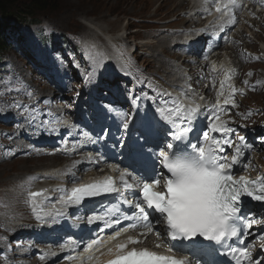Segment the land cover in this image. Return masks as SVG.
<instances>
[{
    "label": "rangeland",
    "instance_id": "rangeland-1",
    "mask_svg": "<svg viewBox=\"0 0 264 264\" xmlns=\"http://www.w3.org/2000/svg\"><path fill=\"white\" fill-rule=\"evenodd\" d=\"M187 1L188 0H177L175 4L166 5L158 10V6H162L164 3L161 0L152 1L149 4L150 9L144 8V0H58V10L56 12L36 14L31 22L32 25L37 26L26 25V29L29 33L33 34V36H36L40 30L64 35L66 34V40L68 41L67 47L69 49L64 50V52H59L57 55H52L46 54L43 48H39V55L35 57H32L28 52L24 51L19 46L5 52L2 60L4 61L6 69L4 70L3 76L0 78V84H4V86L0 87V97L6 95L14 82L9 62L12 58H21L25 55L31 61H34L31 71L37 69L40 65H43L47 67V71L49 72L48 78L55 80V83L49 86L42 96H30L20 99L23 105V108L19 111L21 117H31L32 121L37 120L39 123L38 127L42 129V134L43 132L49 130L46 123L51 121V125H53L55 123L54 121L58 120L56 118L62 115H67L74 121H76L75 115H79V119L83 122V130H96L99 125V119L96 118V115L93 113L94 109L91 110V104H89V98H87V96L88 91L90 89L92 90L95 85V77L99 76L100 73H95L93 68L89 65V77L78 80L74 78L76 72L71 73L70 77H68L69 73L66 71L62 72L59 68L60 65L65 61L75 66L78 65L79 61H81L83 65L87 60H90L89 54L87 53L84 45V41L87 36L91 33H95L98 36L101 34V31H103L99 37L103 41V44L97 45L104 48L105 36L108 35L107 32H109V36H117L120 39L129 38L127 40V46H120L121 50L126 49L127 54L132 52L133 45L142 46L144 43V45H147V47H144L143 45L144 56H141V53H137L134 58L128 59L131 63L133 73L137 78V84H139L144 78L141 68L146 65V61L152 60L155 51H160L161 49V47L157 45V40L153 38V34L156 29L152 27L156 25H163L167 21H173L176 17L174 13L180 14L188 7L189 4ZM18 3L22 5L23 1H19ZM176 6H178V8L175 11H172ZM146 7H148V5ZM192 8L193 6L191 5L185 12L189 13ZM206 12H208V8H206ZM248 13L252 16L248 17V14L243 12L242 18L244 21H240V24L230 31L229 36L230 38L236 36L239 38L240 42H243L244 55L249 57L256 56L259 58V41L255 40L252 35L256 32L264 31V27L261 26L263 28L262 30L260 25L253 23L252 19L255 15L254 9ZM128 25H130L134 31L129 30ZM174 25L178 26L177 23H174ZM221 29L224 28H219L218 30L209 32L210 39H208L207 43L201 46L202 51L198 56H195L196 58L191 57L194 64L190 65L189 63H186L183 66V69L177 72L178 76L181 77L178 84L182 89L184 88L187 91V94L194 93L192 91L193 88L191 87L195 85L194 89L197 92L194 94L199 95L200 92L198 88L202 83L207 86L209 85L213 91L215 90V79L212 77L207 80L205 79V81H201V74H209L208 72L210 71V67L207 66V60H209L216 53L219 58H223L224 56L221 53L223 50L230 47V44L225 43L223 46L221 45L216 52H211L210 48L213 46L219 33H221ZM241 33L246 35L245 39L240 37ZM75 38L79 39L78 46L80 47V49L76 52L73 49V46L75 45ZM250 39L255 44V49L247 47V41ZM42 42L47 46L50 44V42L46 39L42 40ZM234 59L237 65L234 70V83L237 84L234 88L237 90V94L233 99L230 95H227L226 100L229 101L228 104H231L232 101V104L235 103L236 106L233 108L229 107L227 114L229 112H231V114L227 116L225 120L231 127L234 123H238L244 124L251 129L236 130V133H239L237 134L239 137H242L247 133H253L256 137H261L260 139L264 140V130H253L255 126H264V122H262V120H264V97H260L261 100H259L260 98L255 99L253 95L249 96L248 93L250 92V88L247 87L245 82L249 79V73H251L258 75L259 84L261 86L264 85V64L258 66L254 63H249L243 60L240 61L235 56ZM170 64L174 66L179 65L175 61H170ZM239 66L246 68L244 81L238 79L237 77V69ZM156 68L158 69V67ZM189 68H193L197 74L190 73L188 75ZM79 69L83 70V68ZM104 70L105 67L101 68V72ZM186 76L188 80L186 79ZM187 81H191V84L187 85ZM118 82L119 80L117 78L111 77L101 88V91H103L106 96L105 104L107 103L112 106L115 105L117 103L115 102L117 95L124 92L125 84ZM193 82L195 83L194 85ZM44 85H47L46 81L42 83V86ZM152 85L157 87L158 90H161V87H165V84L159 83H152ZM31 86H33V82L29 76H26L25 87L30 88ZM211 96L214 98L213 95ZM211 96L209 100H212ZM137 98L142 106V109H144V105L148 100L147 93L145 91L142 93L138 91ZM121 100H124V98L121 97ZM209 100L207 102H209ZM155 101L162 103L161 99L156 97ZM101 102H104V100ZM253 103L259 105L257 107L259 109L258 111H254L246 106L252 105ZM27 106L32 107L31 110H28ZM45 149L46 147H41L40 149H37V151L39 153H43ZM258 154L262 155L259 159L256 156ZM263 167L264 144L261 148L256 147L255 151L251 153L250 160L247 163V170L249 173L259 174L263 171ZM24 172V168L20 166H14L13 168L6 170H3V167H0V188L11 187L16 189L18 196L15 200V204L17 205L16 211L22 220L32 224L30 214L27 212L26 192L36 186V181L42 180L36 178L34 179L32 176L27 178ZM15 178H18V180L22 181V183H12V180ZM16 186H18V188ZM1 200L2 197H0V207L8 206L7 204H2ZM259 224L264 225V218L259 221ZM0 233L3 237L2 242L9 243L8 249H10L13 257H16L18 252L17 250L20 248L21 243L15 237H12L11 239L10 237L5 238L4 234H6V232L4 231ZM26 238V236L23 237V239ZM12 261V257L6 256L3 258L2 253L0 252V263L12 264Z\"/></svg>",
    "mask_w": 264,
    "mask_h": 264
},
{
    "label": "bare ground",
    "instance_id": "bare-ground-1",
    "mask_svg": "<svg viewBox=\"0 0 264 264\" xmlns=\"http://www.w3.org/2000/svg\"><path fill=\"white\" fill-rule=\"evenodd\" d=\"M144 8L150 9L149 4L152 1L155 0H144ZM163 3L162 6H158V10H160L162 7L170 4H175L177 0H161ZM192 1L199 4L194 8V13L188 17V14H190L193 11V8L189 11V13L185 12L188 10V7L191 6ZM188 7L184 9L180 14H176V17L173 21H167L163 25H156L152 28L156 29V31L153 34V38L157 40V45L161 47L160 51H155L154 57L152 60L146 61V65L141 68L142 73L144 74V78L141 80L139 84H137V81L135 79L136 86L138 88V91L142 93L145 91L148 95V100L146 101L144 105V109L153 116L162 117L166 114V109L162 105V103L155 101V97L158 99H161L163 101H167L168 97L165 96V92H161V90H158L157 87L152 85V83H159V84H165L168 86L169 84H172V88L178 90L181 88V86L177 83L181 80V77L178 76V71L183 69V66L186 63H189L190 65L194 64V61L191 59V57H195L199 52L201 51V45L205 44L204 42L208 39V37H204L202 39H195L193 41H190L189 38L187 40H183L186 35H194L196 34V31H199L198 28L202 27V24L206 21L203 20L202 15L205 14L206 6H204V0H188ZM230 0H221L220 6H226L229 5ZM148 5V7H146ZM178 8V6L174 7L172 11H175ZM239 9L234 7L233 9H230L229 11L235 15ZM147 12V11H145ZM35 16L32 17H26L22 20L20 27L26 24L27 22L32 21ZM75 17V16H72ZM174 23H177L178 26L174 25ZM226 23L225 31H228V40L226 44H230L229 48H226V50H223L221 54H223V59L220 61L214 62L213 59L215 56H218L217 54L214 55V57L210 60V71L208 72L210 75V78L213 76L221 73V77L219 79V83L214 84L215 90L213 91L211 87L205 84L199 85V95H195L194 93H190L187 96H185V99H174V101H178L179 104L177 106H170L171 116L177 115L178 113H190L193 114L196 112L197 109H203V121H206L207 117H210V110L207 107L209 102H207L211 95H213L214 98H217V101H214V104L212 106L218 108L221 106H231V104H228V100H226L227 95H230L233 99L235 95L237 94V90L234 88V70L237 67L235 63L234 56L237 57L240 61H246L249 63H254L258 66L264 64V62L261 61L260 58H257L254 56L251 59H248L247 55L243 54V42H240L239 38L236 36H233L230 38L229 33L233 29L230 25V15L229 12L225 13L224 16V22ZM240 23V22H239ZM162 24V23H161ZM130 25H128L129 27ZM81 27V26H78ZM196 27V28H191ZM235 28V27H234ZM19 29V28H18ZM18 29L15 30V33H17ZM84 29V28H83ZM81 29V30H83ZM103 30V29H101ZM206 30V29H205ZM200 32V31H199ZM103 31H101V34ZM95 33L89 34L85 40V49L88 54L91 56H97L99 54V57L101 59V68L105 67V72L109 75L110 69L113 67H121V70L117 71L118 74L123 75L125 77V74H130V69L128 67V63L125 58H134L135 55H131L124 53L119 55H111V54H104V52L100 49H98L95 45L96 44H103V41L99 38ZM109 35V32H107ZM264 31L256 32L252 35V37L263 44L264 46ZM241 38L246 37L244 33L240 34ZM3 39V38H2ZM110 39L112 41L115 40V37L112 35L110 36ZM129 38H122L120 40H116V43L120 46H127V40ZM183 42V43H182ZM226 42V41H225ZM223 42V44L225 43ZM221 44V45H223ZM12 45L16 48L17 46L22 48V44H19L17 42H13ZM144 47H147V45H144ZM247 47L250 49H255L256 46L253 43V41L248 40L247 41ZM154 48V46H153ZM259 49V46H258ZM141 50H144L141 48ZM141 50L138 53H141ZM102 53V54H100ZM143 54V53H142ZM264 56V52H262ZM83 57V55H82ZM25 60V61H24ZM170 61H175L179 65L174 66L170 64ZM11 66L12 76L14 78V82L11 86V89L6 93V95L0 97V167H3V170L11 169L14 166H20L24 168L25 176L28 178L32 176V174L37 173L36 175H33V178L39 179L42 175V168L46 166L54 165L57 162H63L64 163V173L71 169L72 165L74 163L68 162V158L60 159L56 157H49L44 156L45 153H39L37 149H40L41 147H46L48 149H53L55 146H51L50 143L45 139V137L42 134V129L38 127V121H32V118H23L19 114V111L23 108L22 102L20 99L27 98L30 96H42L44 92L55 83V80L49 79L47 71V67L40 65L37 69L32 70L34 61H31L27 56L23 55L21 58H12L9 62ZM89 65L93 68V60H87L83 65L82 62L79 61L78 65L75 66L73 64L68 63L65 61L60 65V70L62 72H68L70 77L71 73L76 72L75 77L78 80H81L83 78H87L88 76V67ZM158 67V69L156 68ZM79 68H83V70H80ZM237 77L238 79L244 81V78L246 76V68L243 66H239L237 69ZM133 73V71H132ZM197 74L193 68H189L188 75ZM115 77L116 75L110 74V76ZM250 77L246 82L247 87L250 88V94L253 95L255 99H258L260 97H264V85L259 84V76L256 74L249 73ZM26 76H29L31 78V81L33 82V86L30 88L25 87V78ZM208 75L201 74V81H205L206 77ZM72 77V76H71ZM106 77V76H105ZM116 78H118L116 76ZM209 78V79H210ZM119 79V78H118ZM129 79V78H127ZM46 81L47 85L42 86V83ZM119 83V82H118ZM195 83L193 82V85ZM103 84H101L102 86ZM100 96H103L104 102L101 105H107L105 104L106 96L104 93L101 94V91L99 90L97 96L95 99L100 98ZM136 96V95H134ZM154 97V98H153ZM212 97V96H211ZM100 100V99H99ZM261 100V98L259 99ZM258 100V101H259ZM211 101V100H209ZM257 102V101H256ZM123 106V105H122ZM236 104L234 103V107ZM250 109H254L253 105H246ZM32 107L27 106L28 110H31ZM258 109V108H257ZM224 112H226L224 108ZM227 114V112H226ZM231 112H229L227 115L229 116ZM219 116V115H218ZM214 116L211 120V130L214 131L213 134V140H217L218 142H222L223 138L225 136H228L227 133V126L226 121L223 120L222 117ZM194 122H196L198 125L200 120L198 119V116L194 118ZM241 125L234 123V125L230 127L232 130H239ZM184 130H193L194 126L191 124H184L183 125ZM148 130H151V128H148ZM253 130H262L263 126H255ZM206 131V130H205ZM229 138V142L230 143ZM133 140V139H132ZM130 140V142H132ZM137 143V141H135ZM259 142H264L263 139H259ZM261 148V147H258ZM243 150V148H237L238 151ZM151 149V145H146V148L144 147V151L135 150L136 152H146L150 158L152 157V154L155 152L156 149L152 150L151 152H148ZM134 153V151H132ZM84 156V155H79ZM257 158H261L262 155L258 154L256 155ZM86 158V156H84ZM236 159V157H235ZM249 158H247L246 162L248 163ZM8 166V167H7ZM114 169V166L110 167L111 171ZM108 172V171H107ZM263 173L264 176V168L263 171L260 172L257 175H260ZM234 175L236 177H239L241 175L240 172L235 171ZM91 176V175H88ZM256 176V175H255ZM43 179V178H42ZM45 181V179H43ZM12 183H22V181H19L18 178H15L12 180ZM0 193H2V198L4 200H12L15 201L17 196V193L15 190L11 187H3L0 188ZM128 194H131V191H128ZM124 197L121 195V198ZM27 212L31 214L32 208L29 205V202L27 200ZM45 215L50 214V210L44 212ZM260 216L259 214H256ZM256 218V217H255ZM40 223L43 224V221ZM40 226V225H38ZM32 226H28L26 223H20V224H11L6 231L11 236H16L18 234H24L23 237L31 238L29 240L32 241H25V244L27 245H21L22 249L26 248L28 250V254L24 255L28 257V260L23 261L24 264H98V260L95 256L96 250L90 247L88 244H85L81 251V256H78L76 259L69 261L66 259V261H62V258L54 257L52 256V253L49 251H46L43 253L45 256L44 261L34 256L37 252V244L35 243V236H37L36 230H30ZM58 238L64 239V237L58 235ZM43 239H39V241H42ZM160 242L163 243L162 245L166 244V240L161 237V233L159 235H155L150 238L149 243H156ZM145 245V244H144ZM38 253V252H37ZM51 254V256H49ZM108 256L111 259L116 258L115 255L108 254Z\"/></svg>",
    "mask_w": 264,
    "mask_h": 264
},
{
    "label": "trees",
    "instance_id": "trees-1",
    "mask_svg": "<svg viewBox=\"0 0 264 264\" xmlns=\"http://www.w3.org/2000/svg\"><path fill=\"white\" fill-rule=\"evenodd\" d=\"M19 1H23V4H19ZM57 3L58 0H0V50L7 44V40L1 36L10 18L22 21L36 14L56 12Z\"/></svg>",
    "mask_w": 264,
    "mask_h": 264
}]
</instances>
